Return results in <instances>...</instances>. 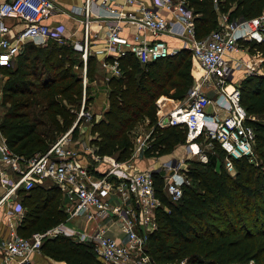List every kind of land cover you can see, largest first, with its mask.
Instances as JSON below:
<instances>
[{
    "label": "trees",
    "instance_id": "obj_1",
    "mask_svg": "<svg viewBox=\"0 0 264 264\" xmlns=\"http://www.w3.org/2000/svg\"><path fill=\"white\" fill-rule=\"evenodd\" d=\"M184 1L194 14L197 39L218 27L219 14L236 23L264 10V0ZM27 44L16 57L15 67L2 69L7 77L2 106L8 107L0 118V135L6 146L24 159L45 152L59 135L81 124L78 112L81 106L87 111L93 102L89 84L96 71L95 57L89 56L84 86L83 77L74 71L75 66L82 67L74 59L79 53L69 43ZM241 45L262 57V73L244 77L238 86L240 104L254 118L248 123L255 133V161H233L235 173L231 175L223 165L224 152L214 143L206 152L207 162H192L185 172L190 184L183 187L176 203L164 198L163 172L152 171L155 194L162 202L156 210L157 228L148 235L145 248L153 264H264V123L257 120L264 115V41ZM190 55L188 49H180L146 64H140L131 53L118 59L120 75L106 83L107 109L102 119L90 118L89 144L97 155L117 161L130 159L135 142L131 132L143 121L152 130L153 141L140 154L167 155L185 142L184 128L156 127V102L162 96L175 101L186 97L193 84ZM18 193L25 214L17 235L29 237L67 220L56 185L34 184ZM40 252L66 264H103L91 244L62 235L45 240Z\"/></svg>",
    "mask_w": 264,
    "mask_h": 264
},
{
    "label": "built area",
    "instance_id": "obj_2",
    "mask_svg": "<svg viewBox=\"0 0 264 264\" xmlns=\"http://www.w3.org/2000/svg\"><path fill=\"white\" fill-rule=\"evenodd\" d=\"M216 2V0H213ZM97 5L100 17L105 19V43L101 62L108 77H118V59L131 53L140 64L173 55L180 49H188L202 70L200 79L189 88L186 97L174 108L157 119L156 127H182L185 129V155L206 163V152L214 143L224 152L223 165L229 174L235 173L233 161L247 158L254 162V130L248 123L249 117L239 101V83L234 81L235 73L242 70L244 76L262 73V57L252 55L254 61L245 64L234 58L242 47L241 42L264 41V10L255 18L239 22H229L225 14L218 15V27L203 38H195L194 14L184 0H152L146 5L142 0H121L111 5V0H83L80 6H71L69 13L79 17L81 36L71 41L64 36L61 24L51 26L45 20L58 8L54 0H0V118L2 90L5 75L2 69L13 66L16 57L22 53L27 43L43 46L48 40L69 43L80 55L83 85L85 86L86 60L91 55L92 35L89 19L93 7ZM175 19L182 26L181 36L186 39L182 48H170L156 38L168 29ZM9 21H12L10 24ZM134 26L132 41L121 32L126 26ZM17 26L15 31L13 27ZM147 31L154 37L151 41L140 40V33ZM214 88L216 94L209 96L206 89ZM84 101V99H83ZM214 105L218 110L208 112ZM220 111L224 114H220ZM89 117V112L81 106L78 119ZM72 128L58 136L56 141L43 153L24 159L13 154L0 135V205L9 202L17 188H31L43 178L56 185L61 197L66 201L64 211L68 217H84L114 220L124 235L123 239L103 234L101 224L93 235L77 233L64 224L45 231L34 232L29 237L16 233V225L22 215L16 213L13 225L9 226L7 237L0 243V264H29L34 254L40 253L47 239L58 235L68 237L77 243L91 244L103 264H153L145 252L148 235L156 230V210L162 206L156 196L152 171L163 172V194L172 203L182 196L183 187L188 184L183 159L163 163L155 169L138 170L117 160L106 161L105 156L97 157L105 162L101 176L89 172V165L78 157L81 151L71 139ZM201 138V141L198 139ZM153 141L152 130L134 146L137 155L148 148ZM87 148V147H86ZM4 170L15 173L14 183L3 182ZM117 195L121 203L132 202L131 209L120 204L112 205L111 195ZM166 209V208H164ZM100 227V228H99Z\"/></svg>",
    "mask_w": 264,
    "mask_h": 264
},
{
    "label": "crops",
    "instance_id": "obj_3",
    "mask_svg": "<svg viewBox=\"0 0 264 264\" xmlns=\"http://www.w3.org/2000/svg\"><path fill=\"white\" fill-rule=\"evenodd\" d=\"M146 5H150L152 0H142ZM56 7L58 8V11H56L53 15L48 17L45 20V23L54 26L57 24L63 25L65 28L64 36L71 40V41H78L81 36V25L79 22V17L73 16L69 13V8L71 6H80L83 2V0H54ZM121 2V0H111V5L114 3ZM101 8H99L97 5H94L93 16L89 19V29L92 35H95V38L92 39L91 46H90V52L91 55L95 57L96 60V71H95V78L94 80L89 84V91L91 95L93 96V102L88 107L89 117L86 119V122L84 124V130H85V141H81L77 144L76 148L81 151V154L78 156L81 159L82 163H87L89 165V172L96 176H101L104 173L106 163L105 162H99L96 160V158L100 157L96 154V148L91 146L89 144V141L91 139V136L89 135V129H90V118H94L96 121L102 119L104 111L107 109L108 103H107V80L111 77H108L105 70L101 67V62L103 60L104 55L102 54L103 46L105 43V32H106V23L104 18H101L100 11ZM11 24L12 21H9ZM17 26L13 27V31H15ZM182 26L181 24L173 19L168 26V29L164 31L163 33L159 34L156 38L164 41L170 48H182V44L186 41L181 36ZM134 26H126L122 29L121 34L126 37L129 41H132V36L134 34ZM154 37L150 35L147 31H142L140 33V40L142 41H151ZM70 43V42H69ZM234 58H240L245 64H248V60L246 61L244 54L243 55H232ZM247 58V57H246ZM192 66H191V75L193 78V84L194 82L198 81L200 79V76L202 74V70L199 67L198 63L193 59L192 60ZM244 72L242 70H238L235 73L234 81L236 83H240L244 79ZM206 93L209 96H214L216 94V90L212 87L206 89ZM180 101H175L169 98H166L164 96L160 97L157 100V106H158V112L157 116L162 117L164 114H166L170 109L174 108L176 105L179 104ZM218 109L212 105L208 107V112L217 111ZM220 114H224L220 111ZM140 126V124L138 125ZM136 128V127H135ZM134 128V129H135ZM141 132L134 133L135 134V142L134 146L137 144V141L142 139L146 134L149 133V128L147 127V121H143L141 125ZM144 135V136H143ZM87 147V148H86ZM143 151V150H142ZM141 151V152H142ZM140 152V153H141ZM138 153L137 155L133 154L132 157L125 161H119V162H125V164L134 167L138 170H144V169H155L156 167L160 166L163 163H172V161H177L182 158V156L185 155V149L184 146L174 150L171 154H167V156H164V158H160L158 156H151L147 157L144 154ZM106 161L116 160L112 156H106ZM4 179V183H14V181L18 178V176L9 171L4 170V175L2 176ZM35 184L42 185L44 187H49L50 185H53L52 182H50L47 179H42L41 181L36 182ZM22 189V187L17 188L15 190V194L10 198L9 202L6 204L0 205V243L2 238L7 237L9 233V226L13 225V220L16 215V213H19L20 215L25 214L24 208L20 206V195L18 191ZM2 189L0 188V193ZM110 202L112 205L120 204L122 207H126L127 209H131L132 202L126 201L121 203L120 198L112 194L110 198ZM66 201L61 197V207L65 209ZM22 218V217H21ZM21 219L19 220L17 226L19 225ZM97 223L101 224V231L104 235L115 238L117 240L123 239L124 235L121 233V230L118 226V224L112 220L111 218L100 220L95 218L93 220H87L84 217H71L67 218V220L63 223L66 227L69 229H72L73 231L77 233H86L87 235H93L96 230L98 229ZM99 227V228H100ZM1 258V254H0ZM53 260V259H52ZM10 263L16 264V261L13 259L10 261ZM60 264L57 262H51V259L45 256L43 253H36L31 256L30 263L29 264ZM62 264H66L62 262Z\"/></svg>",
    "mask_w": 264,
    "mask_h": 264
},
{
    "label": "rangeland",
    "instance_id": "obj_4",
    "mask_svg": "<svg viewBox=\"0 0 264 264\" xmlns=\"http://www.w3.org/2000/svg\"><path fill=\"white\" fill-rule=\"evenodd\" d=\"M58 44H62V43H58ZM26 45H28V44H26ZM63 45V44H62ZM237 55H243L244 54V57H245V59H246V61L248 60V62L250 63L251 61L253 62L254 61V57H252V54H250L249 53V51H248V49L246 48V47H244V46H242L241 48H240V51L238 52V53H236ZM247 57V58H246ZM74 59H75V61H76V63L78 62V61H81V58H80V55L78 54V55H76L75 57H74ZM190 59L191 60H193V57H192V55H190ZM251 62V63H252ZM16 63H17V61L15 60L14 61V63H13V65H14V67H15V65H16ZM246 63V62H245ZM74 71L78 74V75H81L82 76V67L81 68H79L78 66H75V68H74ZM6 79H7V77H6V75H5V77H4V80H3V88H4V84H5V82H6ZM2 96H3V90H2ZM4 107H8V106H4ZM86 119H87V116L86 117H82L81 118V124L74 130V131H72V133H71V139L73 140V142H75V144H76V146H77V144L78 143H80L81 141H85V130H84V124H85V122H86ZM257 119V118H256ZM258 121H260V122H262V123H264V115L263 116H261V117H258V119H257ZM140 124V126H136V128L131 132V133H133L132 134V136H134L135 137V134L134 133H139V132H141V125H142V123H139ZM144 136V135H143ZM55 141H56V139H55ZM182 146H184V143L183 144H180V145H178V146H176L171 152H170V154L172 153V152H174V150H176V149H178V148H180V147H182ZM164 156H167V155H160V156H158V157H160V158H164ZM151 157V156H150ZM183 159V166H184V168L186 169V171H187V169H189V167H191L193 164H192V162H197V160H196V158H194V157H188L187 155H184V156H182V158H180V160H182ZM255 161V160H254ZM192 164V165H191ZM151 169V168H150ZM190 184V180L188 179V185ZM164 198H165V200L166 201H168V202H170V200H168L165 196H164ZM161 202V201H160ZM161 204H162V202H161ZM57 262V263H60V264H62V261H57V260H52L51 259V262ZM52 264V263H51Z\"/></svg>",
    "mask_w": 264,
    "mask_h": 264
},
{
    "label": "water",
    "instance_id": "obj_5",
    "mask_svg": "<svg viewBox=\"0 0 264 264\" xmlns=\"http://www.w3.org/2000/svg\"><path fill=\"white\" fill-rule=\"evenodd\" d=\"M77 122V121H76ZM76 122H75V124H76Z\"/></svg>",
    "mask_w": 264,
    "mask_h": 264
}]
</instances>
